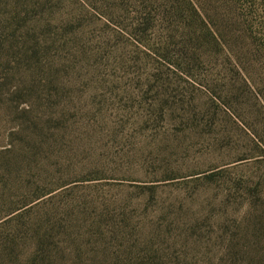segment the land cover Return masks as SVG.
Instances as JSON below:
<instances>
[{
	"label": "rangeland",
	"instance_id": "obj_1",
	"mask_svg": "<svg viewBox=\"0 0 264 264\" xmlns=\"http://www.w3.org/2000/svg\"><path fill=\"white\" fill-rule=\"evenodd\" d=\"M263 54L264 0H0V264H264Z\"/></svg>",
	"mask_w": 264,
	"mask_h": 264
},
{
	"label": "trees",
	"instance_id": "obj_2",
	"mask_svg": "<svg viewBox=\"0 0 264 264\" xmlns=\"http://www.w3.org/2000/svg\"><path fill=\"white\" fill-rule=\"evenodd\" d=\"M246 19V18H245ZM250 23L248 22H245L243 26H241V30L242 31H250ZM257 53V52H255ZM241 54L245 57H248V58H253V48L252 47H247L245 49L242 50ZM258 54V53H257ZM264 56V54H263ZM250 72L247 71V81L250 83V82H253V77L249 74ZM259 80V79H258ZM259 82H263L264 84V79H261L259 80ZM264 107V105H262ZM264 110L258 108L257 109V121L254 123V127L251 128V131L253 132V134L255 135V137L257 138L256 141H257V145L258 147H260V149H262L264 151ZM255 139V138H254ZM261 259L263 260L264 262V255H261Z\"/></svg>",
	"mask_w": 264,
	"mask_h": 264
}]
</instances>
